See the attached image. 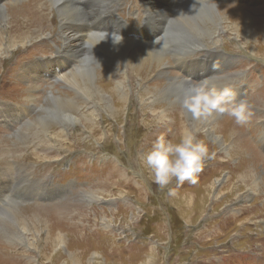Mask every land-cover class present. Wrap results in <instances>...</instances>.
<instances>
[{"label": "rangeland", "instance_id": "obj_1", "mask_svg": "<svg viewBox=\"0 0 264 264\" xmlns=\"http://www.w3.org/2000/svg\"><path fill=\"white\" fill-rule=\"evenodd\" d=\"M20 1L0 0V43L6 49L14 39L20 41L15 49L7 48L6 53L10 54L0 56V106L29 103L31 94L25 88L29 84L24 78L23 81L18 80L19 74L26 72V65L38 64L40 60L58 54L59 50L64 51L61 30L66 22L60 8L52 6L50 0ZM103 1H109L108 5L113 7L114 13L105 19H102V13H98L95 23L102 24V30L111 27L112 31L118 30L112 27L115 18L122 24L126 23L129 30L121 29L124 35H120L141 51L145 47L140 39L145 36L141 33L145 29L150 32L145 6L155 3L154 0H95V4L90 0L89 3L101 12L99 4ZM166 2L170 4L169 9L164 10L170 20V25H167L169 30L159 38L152 37L153 45L156 40L162 39L163 46L158 51L164 64L158 65L154 61L152 66L156 67L151 68L149 79L142 81V89L150 90L158 83L162 84V88L168 86L165 75L183 77L182 66L175 64L177 48H170L179 44V28H175L173 20L179 19L177 12L183 8L204 11L215 8L223 15L222 18L227 19L224 24L226 31L221 34L223 41H217L216 37L214 42L205 40L202 43L205 48L194 47V52L184 59L186 63L197 60L202 63L209 59L208 68L217 78L207 86L217 90L234 88L236 100L246 101L251 117L255 118L248 123H254L248 130V137H255L256 131L259 132L253 139V146L243 127L236 124L240 135L225 139L227 142L224 141L223 145L214 140L219 135L223 137L218 127L209 131L210 135L195 131L196 139L209 149V157L204 161L202 170L194 174L196 182L185 180L178 185L173 180L161 189L140 157L161 136L178 142L182 132L186 128L191 129L190 125L195 121L187 110L189 116L184 119L180 109L163 110L164 107H161L167 120L160 125L162 121L157 118L156 123L146 108L148 99H145V104L140 103L139 95L131 92L122 113L111 118L104 112L102 102L99 105L94 99L86 103L87 92L82 94L80 87L76 89L65 81L45 77L39 82L42 86L40 98L35 107L30 103L23 122L12 119L6 124L0 122V140H5L0 143L3 150H0V176L7 175L11 170L8 178L12 176L14 182L18 180L20 186L17 192L23 191L19 193L23 199L14 194L15 186L1 192L0 211L2 214L4 211L13 214L5 223H13L11 220L16 221L14 216L17 215L32 221L40 215L47 227L38 226L35 229L37 233L30 234L28 245L22 248L10 244L12 240L8 233L0 234V264H71L68 263L71 256L77 264H264V92L257 95L253 103L248 100L249 91L256 81L264 88V44L256 39L264 27V0ZM86 3L83 2L84 5ZM234 6L239 9L236 11ZM235 21L240 28H249L256 34L255 37L250 41L239 38L242 32L230 29L236 28ZM41 27L44 30L42 35L33 33ZM88 48L94 51L96 56L93 57L98 62L93 64L94 74L105 77L111 68L124 72L121 74L130 79L129 70L124 71L125 65L115 63V57L108 58L107 52L97 49L94 42L88 44ZM198 63L191 64L189 75L195 77L205 71L204 65ZM80 68L74 74H78ZM232 75L233 84L226 83L224 77ZM103 84L99 79L98 85ZM138 85V81L134 80L127 87L134 92L136 88L139 92ZM81 86L85 88L83 84ZM52 96L86 103L81 112L89 114L97 109L96 118L83 117L81 124L70 127L57 126L48 120L53 135L61 137L44 134L37 137L40 126L31 122H35L37 117L45 119L48 116L46 112L52 107L49 101ZM86 106L93 107L86 109ZM19 109L17 107L14 111ZM226 117V114L218 116L219 123H224ZM23 137L32 142V149L41 147L35 149L40 159L30 151V154L23 155L26 152L18 147ZM20 160L28 164L20 163ZM26 165L27 172L32 175L30 181L18 179L16 175L18 167L25 168ZM121 171L126 174H123L125 178L121 177ZM38 173H43V176H36ZM250 173L260 179L259 189L255 192L251 190V180L244 179ZM98 187L104 189L100 193L102 201H91L87 191ZM62 188L68 189V192L60 198L48 200L37 197L46 189L61 191ZM169 189L174 194H169ZM59 234L63 235L65 245L54 243L52 236ZM150 252L153 253L151 263L147 262ZM93 254L99 255L100 261H91Z\"/></svg>", "mask_w": 264, "mask_h": 264}, {"label": "bare ground", "instance_id": "obj_2", "mask_svg": "<svg viewBox=\"0 0 264 264\" xmlns=\"http://www.w3.org/2000/svg\"><path fill=\"white\" fill-rule=\"evenodd\" d=\"M21 1H23V0H21ZM50 1H51L52 6L60 8L59 10L61 12V15H63L65 17L64 21L66 23L63 25V28L61 30L62 31V34H61L62 39L64 40V43H63L64 51L59 50L58 54H56L55 56L46 58V59H42L39 61L38 64L30 63V64L26 65V72L23 74H19L18 80L23 81L22 78H24L27 80V81L26 80L25 81L29 84L27 87H25L27 90L26 92L28 94H31V96L29 98V103H27L26 105L23 104L20 106H12V105H8V104H2L0 106V122H2L4 124L11 121V119L15 120L19 123L23 122L22 118H24L25 115L27 114V110L30 107V103L33 107H35L34 104L40 98L39 94L42 91V86L39 84V82L41 79H43L45 77H50L54 80H60V81L62 80V82L65 81L68 84H70L71 86L76 87V89L80 87L82 94H85L87 92V97H85V99H87L86 103L92 102V101H94V99H96V101L99 103V105H100V102H102L101 105H102L104 112H106L111 118H115L117 116V113H119V112L122 113V109L128 103L129 97L132 93L139 95V99L141 100L140 103L145 104V99L146 100L148 99V102L146 103V108L149 109V111L151 112L152 117H154L156 123H157V118L162 121V122H159V124L165 123V121L167 120L166 116L163 113L164 111H162L160 109L161 107H164L163 110H169L171 108L180 109L183 116H184V119L186 117H188L189 113L185 111L186 109H183L182 104H181L184 93L192 85H195V84L200 83V82H206L207 84H209L212 80L217 78L216 74H214L208 68L207 63H208L209 59L206 62H202V63H198L199 62L198 60L186 63L187 61H185V59H184L185 56H187L188 54H192L194 52L193 51L194 47L198 46L195 49L205 48L204 45H202V43L205 40H209L211 42L212 41L214 42L217 38V41H220V40L223 41L222 38H224V37H222L221 34L226 31V27L224 26V24L227 21V19L222 18L223 15L218 13L217 12L218 10L216 11L215 8L208 10V11H204V9L198 10V9H193V8H183L179 12H177V16L179 17V19L177 18V20H176V19L172 18L175 22L174 23L175 28H179L177 31L178 32L177 43H179V44L176 43L178 45V47H176V45H171L170 48H172L174 46H175V48H177L176 54H175V56H176L175 64L177 65V67L182 66V68H180V71L183 74V77H182V79H180L178 77L173 78V77H168L167 75H165L166 80H168V82H169L168 86H165L164 88H162V87H160L162 85L160 83H158L157 85L153 84L156 88L151 87V89L149 90L148 88L142 89V87H144L142 81L144 80V82H145V80H148L149 76H151V74H152V73H150L151 68L156 67V66H152L154 61L158 62L157 63L158 65L164 64V60L161 58L162 55L158 51V49L163 46L162 45V39L156 40L155 41L156 44L153 45V38L152 37L159 38L164 31H165V33H167V31L169 30V27L167 28V25L169 24L170 20H168V17L166 15L167 11H164V10L169 9L170 4H167L166 0H154L155 3H149L145 6V14L147 16V21H149L147 25L149 26L150 32L147 29H145L141 33L143 36H145L144 38H140L141 41L144 42L143 46H145V47H142L141 51H138L136 49L134 43H132L129 40L127 41L124 38H123V42L121 44H119L117 46L113 45L112 40H111V34L115 32V33L124 35V32L121 29L125 30L126 32L129 30L126 23L122 24L118 19L115 18L114 19L115 23L112 24V27L117 28L118 30H116V31H114V30L112 31L111 27H107L106 29L102 30V24H100L99 22L95 23V20L99 17V16H97V15H99L98 13H102V19H105L109 14L114 13V11H112L113 7L108 5L109 1L108 2L103 1L101 4H99V6H100L99 9L101 10V12H98V10L89 3L90 0H74L73 2H72V0H50ZM161 1H163L162 4H160ZM83 2H87V3L84 5ZM93 4H95V0H93ZM158 4H160V5H158ZM202 5H204V4H202ZM47 7L49 8L48 2H47ZM234 8L236 11H237V9H239V7H237V6H234ZM88 10H90V11H88ZM110 11H112V12H110ZM0 15H1V12H0ZM114 16H115V14L113 15V17ZM238 24L239 23H237V21H235V27L236 28H230V29H232L236 32H242V34L239 35V38H244V39H246V41H248L250 38L255 37L256 34L253 33L249 28L248 29H242V28H240L241 26H239ZM43 32H44V30H42V27H41V29L33 31V33H38V34L41 33L39 35H42ZM33 33L31 32V34H33ZM187 33H188V37L186 38L185 36ZM214 37H216V38H214ZM88 39H89V42H87ZM256 39L262 40V42L264 44V27L262 28L261 33L258 34ZM18 42H20V41H16L14 39V41L11 42V44L8 45L7 48L10 49L11 47H14L13 49H15ZM74 42H75V44L72 45ZM91 42H94L96 44L97 49L102 50L104 52H107V57L108 56L115 57L116 59L113 60L115 63H117L119 65H125L124 71H127V69L129 70L128 72H130V79L127 80V78L121 74L124 72L119 73L118 71H114L111 68L108 69L109 72L106 73L105 77H100L101 75L97 76L96 74H94L95 69H93V64H96L98 62L93 57V56H96L94 51L90 50L88 48V44H90ZM136 43H138V42H136ZM19 45H21V44H19ZM216 45H217V43H216ZM7 48L3 49V46L0 43V56L1 57L6 56L7 54H10V53H6L8 51ZM131 49H132V51L130 52ZM207 56H209V55H207ZM171 57H172V55H171ZM110 61H108V62H110ZM194 63L204 65V70H205L202 73L196 74L195 77L188 74V73H191L190 72L191 67L193 66L191 64H194ZM117 67H118V65H117ZM78 68H80L78 71V74H76V73L74 74V72ZM186 69H187V71H186ZM29 72L32 74H30ZM221 72H222V70H221ZM70 74H72V75L68 77V75H70ZM233 77H234L233 75L230 77L226 76V77H224V80L226 83L233 84V81H234ZM156 78H157V76H156ZM99 79L103 81V83H104L103 86L98 85ZM134 80L138 81L139 85H138V87L137 86L136 87L140 88L141 93H140V91L138 92L136 90V88H135V92H134V89L132 91L130 89V87H127V85H129V83L134 82ZM30 82H32V83H30ZM81 84H83L85 88H83L81 86ZM232 89L234 91V88H232ZM144 90H147V91H144ZM262 92H264V88H262L259 85V83L256 81L254 83V85L252 86L251 92L249 91L248 100L251 103H253V101L257 100V95L263 94ZM44 99H45V97H44ZM49 101L51 102L52 107L49 108L46 112V114L49 113L48 116L45 119L37 117V120H35V122H33V123L31 122V124H37V126H40V128L38 129V132L36 133L37 137L40 134L51 135L55 138L61 137L60 135H58V136L53 135V133H52L53 129H52V127L49 126L48 120H50V122H54L57 126H62V127L63 126L68 127L69 126L70 127V126H74L76 124H81V122H82L81 119L83 117L93 116L94 118H96L95 114L97 112L96 111L97 109L92 110L89 114H87L85 111L81 112L82 106H85L86 103L80 104V103H76L74 100H69L67 98H64V99L55 98V96H52ZM256 102H254V103H256ZM17 107H19L20 109H19V111L15 112L14 109ZM92 107L93 106H86V109H90ZM116 107H118V109ZM177 109H175V110H177ZM182 109H183V111H182ZM223 115L224 114H219V113L214 114L212 117H210L205 122L195 120L190 125V128L195 130L196 132H201V131L207 132V134L210 135L211 133L209 131H212L213 128L216 129L218 127L221 131L220 134H222L223 137H221V135H219L214 140L218 144L223 145L224 141L230 140L231 138L234 139L235 137L238 138V135H240L239 131L237 130L235 123L232 121L231 117L228 116V117H226V120L224 123H219L218 116L223 117ZM254 119L255 118L251 117L250 121H252ZM227 124H230V126H228ZM163 125H165V124H163ZM262 125H263V130H264V122H262ZM253 126H254V123H252V125H249L247 123V124L242 126L244 131H245V134H246V136H247V138H248V140L252 146H253V139L259 134V132L256 131L255 137H248V135H249L248 130L250 128H252ZM53 128H56V127H53ZM100 134H101V132H100ZM101 140H102V138H101ZM3 141H5V140H0V143ZM32 141H34V140H32ZM31 145H32V142L28 141L27 139H25L23 137V139L19 143L18 147L20 148L21 151L26 152L23 155L30 154L29 153V151H30L33 156H35L37 159H40V157H38V155L35 153V149H38V148L41 149V147H37V148L34 147L32 149ZM40 146H43V145H40ZM235 146H237V145H235ZM237 147H240V146H237ZM243 148L249 149L248 147H244V146H243ZM235 149L239 150L236 147H235ZM0 150H2V149H0ZM254 155H255V153H254ZM141 160H142V158H141ZM20 163L25 164L26 162L23 160H20ZM26 164H28V163H26ZM11 166H12V164H11ZM115 167H116V165H115ZM10 173H11V170H10ZM10 173H8L5 176H0V193L6 191L7 189L14 188V186H15L16 192L14 194L16 195L17 198L23 199V197L20 196V194H19L23 191L17 192L18 191L17 189L19 188L20 184L18 183V180L16 182H14V180L12 179V176L8 178ZM123 174L126 175L124 172L121 171V173H120L121 177L124 176ZM16 175L18 176V179L23 178L24 181H27L32 177V175L27 172V165L25 166V168L19 166ZM36 176H43V173H41V174L38 173ZM124 178H125V176H124ZM244 179L245 180H251L252 183L250 184V186H251L252 191L255 192V191H257V188L259 189L258 183H259L260 179H258L256 177V175H254L252 173L246 174L244 176ZM102 189L103 188H99V189L92 190L89 192L87 191V194L89 195L88 196L89 199L91 201L101 202L102 200H100V199H102V198L100 197V193H102V191L104 190V189L103 190ZM67 192H68V189H65V188H62L61 191H56L54 189H46V191H44L43 193L38 194L37 197L39 199L54 200V199H57V198H60L64 195H66ZM1 198H2V196H0V199ZM10 203L15 204V201H11ZM183 206H186V204H184ZM11 215H13V214H10V211H4L3 214L0 211V231H1L0 234L5 235V233H8L11 236L10 239L12 240L10 242V244L12 243L13 246L16 245L17 247L22 248V247H24V245H28L27 240H29V235L32 233H37L35 231V229H37L38 226L41 225L45 228L47 227V225L45 223H43L45 221H43L41 216L36 215V214H35L36 215L35 221L30 220L27 216H26L27 218H24V217L22 218L21 216L19 217L17 215V217L14 216L15 220L17 222L11 220V222H13V223H5V220L10 218ZM38 217L42 223H40V221L38 220ZM52 237H54V243H58V245L59 244H61V245L66 244L63 235L59 234V235H55ZM149 254H151V255H149L147 257L148 261L147 260L146 261L147 262L150 261V263H151V261H152L151 256L153 255V253L150 252ZM98 256L99 255L93 254L90 257L91 261H93V260L94 261H100V256L99 257ZM73 261H75L74 256H71L70 261L68 263L77 264L76 261L75 262H73Z\"/></svg>", "mask_w": 264, "mask_h": 264}, {"label": "clouds", "instance_id": "obj_3", "mask_svg": "<svg viewBox=\"0 0 264 264\" xmlns=\"http://www.w3.org/2000/svg\"><path fill=\"white\" fill-rule=\"evenodd\" d=\"M114 46L123 42L122 35L111 34ZM194 120L207 121L214 114H226L234 119L238 126L249 123L252 113L246 101L236 100V94L230 87L221 90L209 88L206 82L190 86L181 101ZM209 157L205 143L196 139L195 130L185 129L178 142L165 140L163 136L153 144L150 150L141 154L143 164L150 170L154 182L165 189L173 180L179 185L193 179L194 174L202 170L204 161ZM169 194H174L169 189Z\"/></svg>", "mask_w": 264, "mask_h": 264}]
</instances>
